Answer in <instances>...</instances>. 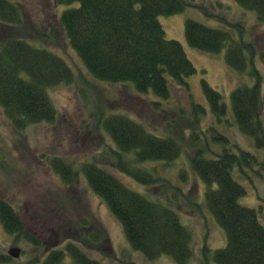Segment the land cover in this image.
I'll use <instances>...</instances> for the list:
<instances>
[{"label": "rangeland", "instance_id": "1", "mask_svg": "<svg viewBox=\"0 0 264 264\" xmlns=\"http://www.w3.org/2000/svg\"><path fill=\"white\" fill-rule=\"evenodd\" d=\"M9 1L20 6L22 21L18 26L0 25V44L11 37L49 50L71 69L73 82L46 90L56 111L52 124L39 123L17 132L0 108V196L9 201L22 221L18 237L8 234L0 223V264H41L37 262L43 260L46 248L50 251L68 242H82L92 232H101L102 242L79 246L101 264H176L168 256L149 261L130 247L118 219L90 190L81 170L87 163L172 209L192 235L188 264H216L213 254L226 244L224 230L206 205L207 185L191 166L190 156L197 149L207 158L226 150L237 156L246 152L257 160L235 166L232 177L245 190L239 204L263 210L260 220L264 224V178L260 170L264 147L240 132L231 107L235 88L253 86L255 80L227 64L226 48L212 54L192 48L185 38V22L195 20L229 32L235 41L241 40L249 57L253 47L258 52L264 44V22H258L255 12L243 9L235 0H184L182 13L159 16L166 39L179 42L195 68V74L185 80L188 91L174 86L170 97L163 99L151 91L137 92L130 82L93 78L58 23V17L77 3ZM230 25H238V29ZM255 54L253 63L261 77L264 99V66ZM202 81L221 94L226 109L221 119L211 112ZM194 105L200 106L202 113L194 114ZM111 115H123L153 136L174 138L181 145L179 156L170 163H137L132 155L120 153L103 128V121ZM261 115L264 118V107ZM53 161L59 167H70V184L53 168ZM12 248H19V258L8 257ZM64 264L72 262L67 259Z\"/></svg>", "mask_w": 264, "mask_h": 264}, {"label": "trees", "instance_id": "2", "mask_svg": "<svg viewBox=\"0 0 264 264\" xmlns=\"http://www.w3.org/2000/svg\"><path fill=\"white\" fill-rule=\"evenodd\" d=\"M235 1L243 9L255 12L259 23L264 22V0ZM54 2L57 5L77 3L76 7L67 9L58 17V23L94 79L109 83L130 82L137 92L151 91L163 99L170 97L174 86L188 91L185 80L195 74V68L182 45L166 39L157 19L182 13L186 6L184 0ZM21 18L20 6L9 0H0L1 26H18ZM230 26L238 29V25ZM185 38L192 48L212 54L226 48L227 64L234 71L254 78L253 86L238 85L235 88L231 94V107L240 132L263 148L264 118L261 114L264 99L261 77L253 60L257 53L264 66V44L258 52L252 46V53L247 57L241 40L235 41L229 32L209 28L191 19L185 22ZM72 82L71 69L49 50L11 37L0 44V108L15 131L22 132L39 123H54L56 111L46 90ZM202 88L211 112L221 119L226 111L221 94L205 81H202ZM192 107L196 115L203 111L200 106ZM103 128L118 151L132 155L137 163H170L181 151V145L174 138L153 136L123 115L106 118ZM190 162L207 185L206 205L226 236L225 246L213 254L215 263L264 264V224L260 220L263 210L239 204L245 190L232 177L235 166L249 165L257 160L246 152L237 156L226 150L214 158H207L201 149H197L191 154ZM52 166L67 184L71 183L70 167H59L57 161H53ZM81 170L90 190L105 201L122 225L134 251L149 261L168 256L176 264H188L192 255V235L172 209L130 190L114 175L93 163L84 164ZM260 170L264 178V161ZM144 176L148 178L146 173ZM0 223L8 234L19 236L22 221L9 201L1 196ZM100 233L92 232L82 242H68L64 247L52 249L44 254L43 260L36 262L64 264L68 259L72 264H101L79 246L88 242L100 244ZM9 251L8 257L16 259L9 256Z\"/></svg>", "mask_w": 264, "mask_h": 264}, {"label": "water", "instance_id": "3", "mask_svg": "<svg viewBox=\"0 0 264 264\" xmlns=\"http://www.w3.org/2000/svg\"><path fill=\"white\" fill-rule=\"evenodd\" d=\"M9 256L13 258H18L19 257V250L18 249H11L9 251Z\"/></svg>", "mask_w": 264, "mask_h": 264}, {"label": "flooded vegetation", "instance_id": "4", "mask_svg": "<svg viewBox=\"0 0 264 264\" xmlns=\"http://www.w3.org/2000/svg\"><path fill=\"white\" fill-rule=\"evenodd\" d=\"M48 251H47V248L45 249V251H44V253H47Z\"/></svg>", "mask_w": 264, "mask_h": 264}]
</instances>
